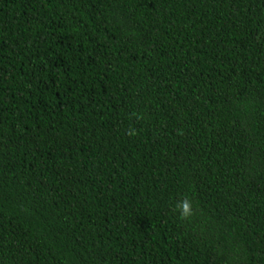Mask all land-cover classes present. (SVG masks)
<instances>
[{"label": "trees", "instance_id": "16d2710c", "mask_svg": "<svg viewBox=\"0 0 264 264\" xmlns=\"http://www.w3.org/2000/svg\"><path fill=\"white\" fill-rule=\"evenodd\" d=\"M0 264H264V0H0Z\"/></svg>", "mask_w": 264, "mask_h": 264}, {"label": "clouds", "instance_id": "9594fccd", "mask_svg": "<svg viewBox=\"0 0 264 264\" xmlns=\"http://www.w3.org/2000/svg\"><path fill=\"white\" fill-rule=\"evenodd\" d=\"M181 216H187L190 214V204L187 201L182 202L178 205Z\"/></svg>", "mask_w": 264, "mask_h": 264}]
</instances>
